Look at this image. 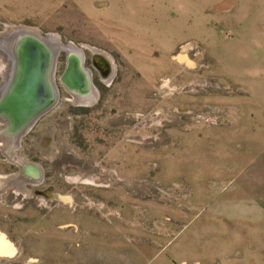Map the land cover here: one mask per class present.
Returning <instances> with one entry per match:
<instances>
[{
	"label": "rangeland",
	"instance_id": "obj_1",
	"mask_svg": "<svg viewBox=\"0 0 264 264\" xmlns=\"http://www.w3.org/2000/svg\"><path fill=\"white\" fill-rule=\"evenodd\" d=\"M17 26L83 53L14 149L40 176L1 194L0 264H264V0H0Z\"/></svg>",
	"mask_w": 264,
	"mask_h": 264
},
{
	"label": "bare ground",
	"instance_id": "obj_2",
	"mask_svg": "<svg viewBox=\"0 0 264 264\" xmlns=\"http://www.w3.org/2000/svg\"><path fill=\"white\" fill-rule=\"evenodd\" d=\"M30 29L31 28H27V27H23V26H17L16 28L14 27L12 29H9L7 32H5L7 35L16 34L15 35L16 37L13 40L9 39V45H7L6 39H3L4 36L2 34H0V59H1L0 60V69L2 68V75H1L2 77L0 79V97H2V91L5 88L4 83H5L6 79L9 78L8 77V75H9L8 65L10 62H12L13 54H15V60H16L15 61L16 66L14 69L15 73H14V77L12 78L13 82L6 89V93L4 94L3 99L1 100V98H0V101H1L0 102V111H1V115L4 116L3 117L4 120L6 119L7 121H9V119H10L11 121H9V122L13 124L12 127H13V129H16V130H20L21 128H27V127L29 129V127L31 126L32 120L35 118V115H37L38 112L40 111V109L43 108V104L39 105V106H37V108L33 109L31 112H29L27 115H25L22 118L21 117L15 118L13 115L16 112L19 113L20 109L22 110L23 106H24V100L22 99L21 94L17 98V100H15V101L13 100L15 98L14 97L15 96L14 91L16 90L19 82H22L21 83L22 85L24 84L23 79L26 76V71H28L27 78H26L27 81L29 80L28 76L31 73V71H29L28 66L26 65L27 58H29V57H28V53H26V50H28V49L24 45L25 44L24 40L29 36L28 32H30L31 30L34 31V33L37 35H38V31L35 29H31V30ZM41 36L43 37V39H45L50 44V47H51V48L50 47L48 48V49H50V52H49V50H46V52H45L47 58H50V62L47 63V65L44 69V78L46 80V84H47L48 88H52L53 90H55V89H57V87H56V84L54 81V70H53V68H54L55 59L57 58V53L61 49H65V50H67L69 57H71V56L74 57L75 55H79V54L81 55L83 52H82V49L75 48L74 47L75 45L72 42H69L67 44H64L63 42H61V40L59 39V37L56 34H49V35L47 34V36L46 35H41ZM3 45H4V48H3ZM11 51L13 54H11ZM25 59H26V61H25ZM13 62H14V57H13ZM81 62H82L81 58L78 60V63L75 60H70V64H69V66H68V68H67V70L63 76V80L65 83H67V86L69 87L70 91L73 93L75 101L82 102V103L83 102H92L93 97H94V88L92 87V84L89 82V70L84 69L87 73V77H86V75H85L86 73L83 72V68L80 65ZM21 64L23 66H21ZM73 68H76V70H78L79 72L81 71L80 75H81L82 80H81V83H79V84H77L75 82L73 83V81H71L70 79L67 80L68 74H70V72L72 70H74ZM72 80H74L73 77H72ZM50 82H51V84H50ZM10 89H11V91H10ZM21 99L23 100V103L20 102ZM10 128L11 127H9V129ZM27 163L31 167L37 169V174H34V176L38 178L40 176V169H39L38 165H35L33 163H30V162H27ZM26 168H28V165ZM29 169H30V167H29ZM26 172L28 173L27 169L23 173H26ZM3 181H4V179L0 180V183H3ZM0 252H4V253L12 252L11 247L8 245V242L4 240L3 235H1V234H0Z\"/></svg>",
	"mask_w": 264,
	"mask_h": 264
},
{
	"label": "water",
	"instance_id": "obj_3",
	"mask_svg": "<svg viewBox=\"0 0 264 264\" xmlns=\"http://www.w3.org/2000/svg\"><path fill=\"white\" fill-rule=\"evenodd\" d=\"M28 34L29 36L24 40V45L28 49L26 50V53H28L29 58H27V61L25 59V61L26 65L29 68V71H31V75L29 74V80L27 81L26 78L28 71H26V76L23 79L24 84L22 85V82H19L16 90L14 91L15 98L13 100H17V98L21 94V97L24 100V106L22 105L23 111L20 109L19 113L16 112L13 115L15 118H22L33 109L37 108V106L43 104V108L40 109L38 114L36 113L37 115H35V118L32 120L33 123L37 119L39 114H41V111L48 108L57 99L58 89L53 90L52 88H48L46 80L44 78V69L47 63L50 62V58H47L45 52L46 50H49L50 52V49H48L50 47V44L45 39H43L39 32L37 35L34 33V31L31 30L30 32H28ZM21 66L23 65L21 64ZM73 69L74 70H72L70 74H68L67 80L70 79L71 81H73V83L75 82L79 84L82 80L80 72L76 70V68ZM72 77L74 80H72ZM89 82L92 84L90 77ZM22 99L20 100L21 103H23Z\"/></svg>",
	"mask_w": 264,
	"mask_h": 264
},
{
	"label": "flooded vegetation",
	"instance_id": "obj_4",
	"mask_svg": "<svg viewBox=\"0 0 264 264\" xmlns=\"http://www.w3.org/2000/svg\"><path fill=\"white\" fill-rule=\"evenodd\" d=\"M15 35L16 34H11V35L7 36V45H9L8 38L13 40L16 37ZM11 54H13L12 51H11ZM13 57H14V62H13ZM13 57H12V62H10L8 65V70H9L8 77H10V78H7L5 83H4L5 88L2 91V97H0L1 100L3 99L4 94L6 93V89L13 82L12 78L14 77V73H15L14 69L16 66L15 54H13ZM11 68H12L13 72L12 71L10 72ZM12 73H13V75H11ZM54 81L56 84L55 79H54ZM56 87L58 89L57 84H56ZM3 117L4 116L1 115V111H0V148H1L2 152L7 156V158L10 161L17 163V165L20 167V171H18L16 173L8 174V175L0 174V180L4 179L3 183H0V197H1L2 192L5 190V188L10 184H13V185L16 184L18 188H22V187H25V181H27V180L37 181L38 180V178L34 176V174H37V169L31 167L27 163L28 161L26 160V158L23 155H19V154L14 152V149L19 144V140H20L21 136L28 129V127L27 128H21L20 130L13 129V127H12L13 124L9 122L10 120L9 121H7L6 119L4 120ZM9 127H11V128L9 129ZM27 165H28V168H26ZM29 167H30V169H29ZM26 169L28 171V173L26 172L27 174L23 173L26 171Z\"/></svg>",
	"mask_w": 264,
	"mask_h": 264
}]
</instances>
